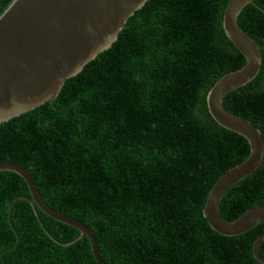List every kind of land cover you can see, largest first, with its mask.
I'll list each match as a JSON object with an SVG mask.
<instances>
[{
  "label": "trees",
  "instance_id": "obj_1",
  "mask_svg": "<svg viewBox=\"0 0 264 264\" xmlns=\"http://www.w3.org/2000/svg\"><path fill=\"white\" fill-rule=\"evenodd\" d=\"M231 0H149L112 47L66 81L58 97L0 124V163L26 168L45 202L94 232L108 264H261L264 223L226 237L204 216L209 193L250 156L218 125L207 96L245 57L223 28ZM13 0H0V17ZM239 16L263 56L258 76L224 108L264 140V0ZM18 196L0 173V264H98L88 238ZM264 206V161L220 203L227 222ZM264 258V243L259 248Z\"/></svg>",
  "mask_w": 264,
  "mask_h": 264
},
{
  "label": "water",
  "instance_id": "obj_2",
  "mask_svg": "<svg viewBox=\"0 0 264 264\" xmlns=\"http://www.w3.org/2000/svg\"><path fill=\"white\" fill-rule=\"evenodd\" d=\"M149 0H13L0 17V124L54 101L66 81L80 74L99 54L110 49L129 19ZM254 0H231L224 12L223 28L233 45L246 59L238 71L223 76L207 96L208 110L224 129L244 137L250 156L229 170L213 187L204 207L210 227L220 235H242L264 223V206L255 207L235 221L220 214V203L236 184L252 175L264 161L261 131L249 121L224 108V99L232 91L251 83L260 73L263 56L255 39L239 26V16ZM264 12V10H263ZM1 172L22 177L31 196H18L9 208V217L19 200L36 205L49 217L78 229L80 239L88 238L98 264H108L99 252L95 232L82 221L50 207L40 194L26 168L0 163ZM264 236L254 244L255 258Z\"/></svg>",
  "mask_w": 264,
  "mask_h": 264
}]
</instances>
